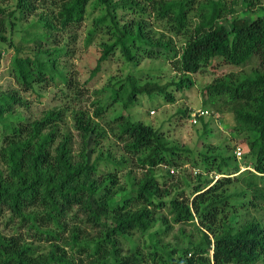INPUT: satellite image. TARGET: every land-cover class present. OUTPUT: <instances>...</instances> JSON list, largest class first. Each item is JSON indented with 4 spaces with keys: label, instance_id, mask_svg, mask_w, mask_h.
<instances>
[{
    "label": "trees",
    "instance_id": "1",
    "mask_svg": "<svg viewBox=\"0 0 264 264\" xmlns=\"http://www.w3.org/2000/svg\"><path fill=\"white\" fill-rule=\"evenodd\" d=\"M262 1H16L10 13L12 28L17 13L36 9L39 2L53 6L52 18L41 16L45 20L38 21L43 31L37 34L40 40L35 39L40 47L37 53L22 55L19 49L14 56L15 76L25 90L36 91L37 84L56 77L69 82L56 58L40 57L49 53L42 42L54 38L52 30L79 25L89 8L99 7L101 15L94 19L97 28L107 25L116 42L104 45L88 81L97 79L117 46L128 63L136 59L138 50L150 57L159 56V49L161 54L173 51L170 40L148 45L145 18L152 12L185 37L180 53L174 55V64L184 75L176 82L140 85L130 68L125 79L99 91L105 92V99H98L96 115L102 116L110 105L121 106L107 126L124 150L146 168L137 181L129 176L128 189L117 188L125 159L116 160L111 152L100 150L95 157L74 161L71 137L57 140L64 110L51 108L30 120L19 110L27 101L16 91L0 89V161L7 167L0 170V215L10 212L6 223L16 226L10 233L0 230V264H264V16L248 13ZM239 5L244 7L242 15ZM195 8L200 19L193 21L190 13ZM127 14H133L132 19L121 22ZM53 49V54L65 50L57 45ZM253 61L257 65L249 72L228 73L205 87L211 104L231 111L235 130L245 134L246 168L233 167L231 161L236 159L231 155L205 151L200 153L197 182L185 178L183 188L171 173L183 165L182 150L166 140L162 129L134 120L131 109L143 94L159 93L173 101L172 88L192 87L189 74L203 66ZM74 119L87 144L99 124L86 111ZM191 162L199 166L196 159ZM158 166L166 167V174L158 175ZM213 172L224 176L215 179ZM186 187L192 197L184 195ZM122 191L125 195L117 199ZM162 210L169 216L161 215ZM159 221L164 230L151 233ZM172 223L178 226L177 233L170 240L162 239L163 232L172 231ZM148 233L156 237L151 243L133 238L139 234L143 240ZM122 242L129 244L128 252L122 251Z\"/></svg>",
    "mask_w": 264,
    "mask_h": 264
},
{
    "label": "rangeland",
    "instance_id": "2",
    "mask_svg": "<svg viewBox=\"0 0 264 264\" xmlns=\"http://www.w3.org/2000/svg\"><path fill=\"white\" fill-rule=\"evenodd\" d=\"M16 1L0 0V36L5 37V40L0 41V89L7 92L16 91L19 97L27 101V104H23L24 106L19 107V110L30 120L39 118L46 110L51 108L56 107L64 110V119L59 122L57 140L60 142L63 135L71 137L74 161L81 162L86 157H95L100 150L104 153L111 152L112 158L116 160L125 159L126 165L119 171L117 188L128 189L127 187L131 182L129 176L131 175V179L134 178L137 181L144 176L146 168L137 164V161L131 157L132 155L124 150L123 144L117 142L107 126V121L121 110V106L118 104L110 105V108L102 116L96 115L98 99H105V92L100 93L99 91L112 81L125 79L130 68L140 85L147 82L165 84L180 80L184 73L180 72L174 64L176 59L174 55L180 53L185 37L172 31L165 21L157 20L155 12H152L150 17L145 18L148 23L146 27L148 45L155 47L158 40H170L169 43L173 47V51L167 50V53L161 54L163 50L159 49V56L150 57L148 53L138 50L136 59L132 63H128L120 46H117L112 50L111 59L104 64V69L97 76V79L90 82L88 79L102 54L104 45H112L116 42V35L107 25L98 26L99 28H97L94 19L101 15L102 10L100 7L93 10L89 8L85 19L79 25H71L64 30L61 28L54 29L52 30L54 38H48V41L42 42L43 48L49 50V53L40 57L56 58L58 69L66 73L69 82H63L56 77L37 84L36 91L25 90V87L18 82L15 76L14 56L19 49L22 55L37 53L40 47H38L35 39H37V34L43 31L38 21L43 22L45 20L41 16L52 18L50 9L53 6L48 2H39L36 9H26L21 14L20 12L17 13L18 17L13 18L16 26L12 28L10 13L16 6ZM230 1L232 0H228L229 3ZM237 10L239 15H242L244 7L239 5ZM248 13L249 16H264V0L260 5L249 9ZM132 15H123L121 22L130 21ZM197 15L198 10L195 8L190 13L193 21L200 19ZM2 22L5 24L4 30ZM94 28H96L95 32L92 31ZM37 40H40V38ZM56 45L65 48V50L61 53L58 52L59 54H53V48ZM256 65L254 61L239 66L214 62L212 65L203 66L196 73L189 74L194 80L192 87L172 88L173 101L167 100L159 93H155L153 96L143 94L140 96L138 104L131 109L134 120L162 129V134L165 135L166 140L182 150L181 157L185 159L183 165L180 168H174L175 171H171V173L175 175V182L181 183L183 188L184 184L181 181L185 178H188L192 183L197 182V173L201 172L200 153L205 151L224 156L231 155L236 159L231 161L233 167H236L237 164L241 170L246 168L245 165L248 160L245 155L249 152V146L245 134L235 130L234 115L231 111L220 104L214 106L211 104L205 93V87L228 73L249 72ZM218 107H221V110ZM198 108L208 109L212 115L200 119L195 124L191 122V117L192 113ZM84 111L89 113L92 119L99 124L97 134L91 135L87 144L84 143L82 132L77 129L74 119V115ZM205 124L208 125L207 133L204 130ZM95 146L96 151H93ZM237 147L243 149L241 158L236 156ZM187 149L192 152H187ZM194 159L197 160L200 167L193 165L191 161ZM0 170H7L3 161H0ZM155 171L158 175H161L166 174L167 169L158 166ZM210 175L215 179L224 176V174L216 175L214 172ZM124 195L125 192L122 191L117 199H121ZM184 195L190 197L192 195L191 189L186 187ZM159 213L161 215L169 214L167 210H162ZM9 217H11V214L8 211L0 215V230L4 233H10L16 228V226H13L12 221L6 223V219ZM78 217H82V215L80 214ZM172 224V231L166 234L163 232L161 234L162 239L170 240L177 233L178 226ZM161 229H163V224L159 221L156 227L151 230V233ZM90 232L92 236H97V231L91 230ZM151 233H148L143 240L139 237V234H134L133 238L137 241L141 240L142 244L144 241L151 243L152 238L153 240L156 238L150 236ZM121 247L124 253L130 249L129 244L126 242H122Z\"/></svg>",
    "mask_w": 264,
    "mask_h": 264
},
{
    "label": "built area",
    "instance_id": "3",
    "mask_svg": "<svg viewBox=\"0 0 264 264\" xmlns=\"http://www.w3.org/2000/svg\"><path fill=\"white\" fill-rule=\"evenodd\" d=\"M210 115H212V113L208 109L198 108L192 113L191 122L196 124L200 121V119L206 118ZM236 154L238 158H241L243 149L241 147H237ZM171 171L174 172L175 170L172 169Z\"/></svg>",
    "mask_w": 264,
    "mask_h": 264
}]
</instances>
